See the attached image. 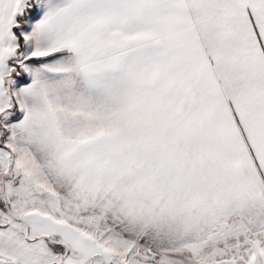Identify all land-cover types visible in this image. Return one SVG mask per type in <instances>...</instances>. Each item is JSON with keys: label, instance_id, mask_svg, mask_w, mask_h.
Here are the masks:
<instances>
[{"label": "snow or ice", "instance_id": "6c2138e0", "mask_svg": "<svg viewBox=\"0 0 264 264\" xmlns=\"http://www.w3.org/2000/svg\"><path fill=\"white\" fill-rule=\"evenodd\" d=\"M0 264H264V0H0Z\"/></svg>", "mask_w": 264, "mask_h": 264}]
</instances>
